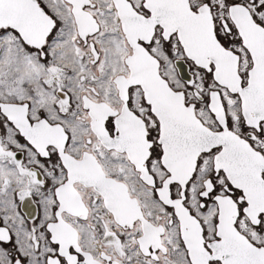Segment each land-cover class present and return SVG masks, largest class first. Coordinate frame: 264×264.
<instances>
[{
    "label": "snow or ice",
    "instance_id": "1",
    "mask_svg": "<svg viewBox=\"0 0 264 264\" xmlns=\"http://www.w3.org/2000/svg\"><path fill=\"white\" fill-rule=\"evenodd\" d=\"M0 264H264V0H0Z\"/></svg>",
    "mask_w": 264,
    "mask_h": 264
}]
</instances>
